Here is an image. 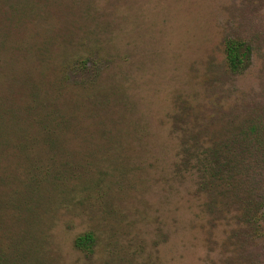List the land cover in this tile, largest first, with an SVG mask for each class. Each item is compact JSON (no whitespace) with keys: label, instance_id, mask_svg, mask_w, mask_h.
Instances as JSON below:
<instances>
[{"label":"rangeland","instance_id":"rangeland-1","mask_svg":"<svg viewBox=\"0 0 264 264\" xmlns=\"http://www.w3.org/2000/svg\"><path fill=\"white\" fill-rule=\"evenodd\" d=\"M254 124L210 205L195 149ZM260 199L264 0H0V264H264Z\"/></svg>","mask_w":264,"mask_h":264},{"label":"trees","instance_id":"trees-1","mask_svg":"<svg viewBox=\"0 0 264 264\" xmlns=\"http://www.w3.org/2000/svg\"><path fill=\"white\" fill-rule=\"evenodd\" d=\"M224 52L227 68L231 71H238L243 68L245 61L248 59L249 47L242 40L229 38L225 41ZM78 62L86 65L88 59L84 58ZM192 139L197 142L196 137H192ZM250 140L253 141L254 146L262 144V129L256 124L248 127L247 125L239 126L234 138L231 140V149L224 143L215 144L212 147L205 148V151L202 152V158L200 157L201 152L195 149V160L205 162L203 172L208 174V179L202 182V185L211 196L210 205L217 206L215 195L217 193L222 194V190L231 188V191H233L240 188V179L237 177L242 176L243 164L239 156L247 152L246 148L249 146ZM235 146L238 147V150ZM222 159L225 162H222ZM229 171H231V182L228 181L229 176L226 175ZM243 213L244 217L241 218L243 222L247 221L248 225L257 233L264 232V200L260 199L257 203L246 202ZM94 240L93 233L86 232L75 238L74 245L81 251L89 252L92 250ZM9 261L7 259V264Z\"/></svg>","mask_w":264,"mask_h":264}]
</instances>
